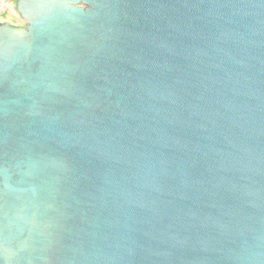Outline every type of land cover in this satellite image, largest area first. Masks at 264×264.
<instances>
[{
	"label": "water",
	"instance_id": "obj_1",
	"mask_svg": "<svg viewBox=\"0 0 264 264\" xmlns=\"http://www.w3.org/2000/svg\"><path fill=\"white\" fill-rule=\"evenodd\" d=\"M14 4L0 264H264V0Z\"/></svg>",
	"mask_w": 264,
	"mask_h": 264
},
{
	"label": "rangeland",
	"instance_id": "obj_2",
	"mask_svg": "<svg viewBox=\"0 0 264 264\" xmlns=\"http://www.w3.org/2000/svg\"><path fill=\"white\" fill-rule=\"evenodd\" d=\"M14 10V0H0V20L10 15Z\"/></svg>",
	"mask_w": 264,
	"mask_h": 264
},
{
	"label": "trees",
	"instance_id": "obj_3",
	"mask_svg": "<svg viewBox=\"0 0 264 264\" xmlns=\"http://www.w3.org/2000/svg\"><path fill=\"white\" fill-rule=\"evenodd\" d=\"M14 2H15V0H14Z\"/></svg>",
	"mask_w": 264,
	"mask_h": 264
}]
</instances>
